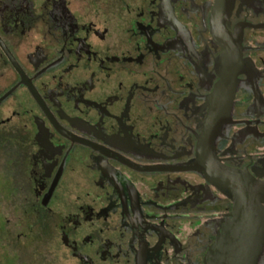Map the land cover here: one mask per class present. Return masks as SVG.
I'll use <instances>...</instances> for the list:
<instances>
[{
  "label": "flooded vegetation",
  "instance_id": "flooded-vegetation-1",
  "mask_svg": "<svg viewBox=\"0 0 264 264\" xmlns=\"http://www.w3.org/2000/svg\"><path fill=\"white\" fill-rule=\"evenodd\" d=\"M253 184L264 0H0L9 264H205Z\"/></svg>",
  "mask_w": 264,
  "mask_h": 264
},
{
  "label": "water",
  "instance_id": "water-1",
  "mask_svg": "<svg viewBox=\"0 0 264 264\" xmlns=\"http://www.w3.org/2000/svg\"><path fill=\"white\" fill-rule=\"evenodd\" d=\"M222 82L220 90L226 93L231 87L230 77L225 76ZM208 121L207 136L212 135L216 127V117L211 115ZM222 174L223 178L231 184L235 176L229 171ZM237 178L240 185L244 184L245 179ZM230 191L233 192L231 188ZM233 194L235 206L231 219L223 225L222 231L207 254L205 264H257L258 262L264 245L262 197L259 195L256 184L249 192L246 189L245 193L239 190Z\"/></svg>",
  "mask_w": 264,
  "mask_h": 264
},
{
  "label": "rangeland",
  "instance_id": "rangeland-1",
  "mask_svg": "<svg viewBox=\"0 0 264 264\" xmlns=\"http://www.w3.org/2000/svg\"><path fill=\"white\" fill-rule=\"evenodd\" d=\"M2 206H0L1 211ZM5 225V224H4ZM6 240L0 238V264H9L10 263V256L6 249ZM37 248L40 250H44L45 245L43 243H37Z\"/></svg>",
  "mask_w": 264,
  "mask_h": 264
}]
</instances>
